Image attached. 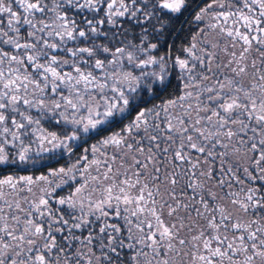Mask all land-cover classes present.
Masks as SVG:
<instances>
[{
    "label": "snow or ice",
    "instance_id": "6c2138e0",
    "mask_svg": "<svg viewBox=\"0 0 264 264\" xmlns=\"http://www.w3.org/2000/svg\"><path fill=\"white\" fill-rule=\"evenodd\" d=\"M0 264H264V0H0Z\"/></svg>",
    "mask_w": 264,
    "mask_h": 264
}]
</instances>
